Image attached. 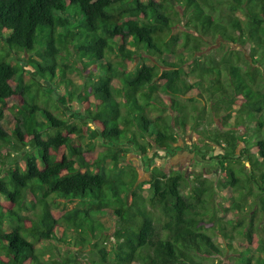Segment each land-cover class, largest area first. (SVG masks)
Segmentation results:
<instances>
[{
	"label": "trees",
	"instance_id": "trees-1",
	"mask_svg": "<svg viewBox=\"0 0 264 264\" xmlns=\"http://www.w3.org/2000/svg\"><path fill=\"white\" fill-rule=\"evenodd\" d=\"M177 1L180 35L163 10L167 0H0L6 47L0 51V156L2 146L20 153L18 161L0 163V200L7 204L0 202V264H79L74 251L59 258L47 250L56 243L94 246L106 230V217L113 219L114 243L87 264H204L205 257L221 253L215 235L235 251L231 243L237 236L221 228L207 176L193 177L187 189L181 172L153 167L139 180L121 161L130 150L141 157L150 149L172 155L178 132L205 122L207 105L210 119L233 112L245 129L235 137L220 128L197 130L202 140L227 147L216 157L208 144L193 152L217 162L224 173L215 180L218 190H237L239 202L248 199L264 220V0ZM67 5L78 6L83 15L78 26L64 16ZM206 36L248 46L253 64L234 49L218 48V57L188 54ZM142 50L172 55V61L158 60L162 70L145 62L129 67ZM32 54L37 59L27 61L25 55ZM66 61L83 80L57 93L56 105L77 106L61 119L37 105L32 86L35 92L46 87L41 82L46 72L63 78L72 71ZM194 90L201 100H186ZM15 97L19 104L8 105ZM252 116L255 125L249 123ZM236 139L242 144L238 154ZM94 142L102 149L84 163ZM62 202L71 207L56 218L53 211ZM228 214L227 223L237 221L235 213ZM247 234L232 264H264V230L254 244L255 230ZM248 250L252 256L238 263Z\"/></svg>",
	"mask_w": 264,
	"mask_h": 264
},
{
	"label": "rangeland",
	"instance_id": "rangeland-1",
	"mask_svg": "<svg viewBox=\"0 0 264 264\" xmlns=\"http://www.w3.org/2000/svg\"><path fill=\"white\" fill-rule=\"evenodd\" d=\"M146 1V0H141ZM158 2H161V0H156ZM177 1V0H176ZM175 0H167V2H163V10L165 14L173 20L175 23V30L173 31L175 35H180L181 31L180 28H182V23L180 24V21L178 20V17L181 15V7L180 3ZM64 16H71L70 26L75 27L78 26L79 21H83L84 17L81 14L78 6L76 5H67V10L65 11ZM241 17L242 15L239 14ZM3 32V31H2ZM5 35V33H2ZM194 49H189L188 54H192L194 57H204V56H212V57H218L219 53L216 49L220 48V51H227L229 49L239 50L243 53L244 58L251 64V59L248 53V46L243 47L238 44H233L229 41H225L222 39H214L213 37L206 36L202 38V41L195 44L193 47ZM6 50L5 44L3 40L0 38V51ZM40 50V49H39ZM174 52H178V50H175ZM72 54L75 56V52H72ZM20 58H22V55H19ZM26 60L28 61L30 58L32 60H36L37 58L32 54L29 56V58L25 55ZM28 58V59H27ZM109 60L113 61L115 60V57L110 55L108 57ZM158 60H167L172 61V55H163V53H158V51H149L144 52L143 50L141 52H135V55L133 57V61L128 63L129 67H133L136 65H140L141 62L150 63V64H156L159 68V70H162L165 68V66L160 62L158 63ZM72 61V60H71ZM71 61H66L67 65L72 66V71L67 70L64 73V77L55 78L52 74L49 72H46L45 80L43 84H48L46 87L38 88V90L35 92L34 89H37L36 86L33 87L32 93L36 94V103L38 106L42 108H46L53 114H55L58 118H64L63 113L64 111L70 112V110H77V106L73 102V107H62V104H57V93L60 92V94H66L64 91H68L69 88L79 85L81 83V77L78 74V72L75 70L77 66H74L71 64ZM8 62V61H7ZM253 64V63H252ZM78 67L80 65L78 64ZM26 70L31 71V67L29 65H26ZM261 68H264V65L261 66ZM57 75H60L59 72L56 73ZM39 78V77H38ZM40 79V78H39ZM26 82H29V78H25ZM62 82L63 85H62ZM192 82V81H191ZM157 85L160 84V81L156 80L155 82ZM188 97H186V100H189L191 98H199L201 100V97H199V92L197 90H194L192 93H190ZM198 96V97H197ZM20 97H15L11 100L7 101L8 105H16L20 102ZM198 100V99H197ZM196 101L195 106H201V101ZM188 103V102H187ZM190 106V103L187 104ZM206 113L204 116L205 122H200L199 126H192L194 128H187L185 132H178L177 135V143L174 145L176 150L175 152H172V155L170 153L164 151V150H156V149H150L148 152V155L145 157H141L138 155V153L133 150H130L121 160L123 163L128 164L129 166L133 167L136 170V175L138 176L139 180H143L148 178L149 176V170L153 167H158L161 170L165 172L178 171L181 172L187 179H188V187L190 188V180H192L193 177L203 175L207 176L209 180H212L211 187H212V194L213 198L215 197V203H216V210L215 216L216 218H221L220 225L221 228H226L227 231H230L233 233L234 236H237V239L231 243L232 249L234 248L235 251L228 250V246L226 245V241H220V238H218L217 235L213 237V240L217 245L220 247L221 253L220 254H213L211 256L205 257L203 259L204 264H224L229 260L230 264H232V260L236 257H238V252L240 251L239 245L241 242L248 243V239H246L247 233L249 232L250 228H253L256 232L252 235V243H256L257 239L262 235L264 230V220L261 219V214L259 211H257V207L252 210V208H249V200L247 199L245 202L242 203L239 202L240 195L237 192V190H231V189H223L218 190V187L216 185L215 180L222 177L224 175L220 174L219 166H217V162L213 161H207L202 159L200 156L196 155L193 152V148L195 146H199L200 148H203L204 145H207L212 149V155L218 156L220 154H225L226 152V145L222 144L220 146L214 145L212 143H209L208 141L202 140L201 135L197 133V130L201 131V129H213V128H220V130L223 132H230L233 131L234 137L239 134L241 135L244 132V129L242 126H239V122H237L236 113L231 112L230 115L220 113V117L212 116L210 119L208 117L207 111H209V105L204 106ZM40 118L41 116L37 114ZM255 116H252L249 123L256 124V118ZM243 118V117H242ZM198 122V121H197ZM248 122V120H247ZM199 124V123H198ZM191 125V124H190ZM252 135H255L256 138L259 136V134L251 133ZM252 136V137H255ZM13 138L11 137V141ZM234 140V139H233ZM95 144V151L93 150V153L91 154H85L84 157V163H87L89 161L90 156H95L97 152H99L102 147L94 142ZM236 146H234L233 151H235L236 154L239 153V151L242 148L241 142L237 143L236 139ZM135 150V148H133ZM166 150V149H165ZM2 156H0V163H5L8 165L10 162H13L20 157V153L15 154L14 151H11V147L2 146L1 147ZM209 155V154H208ZM207 155V156H208ZM143 158V159H142ZM18 161V160H17ZM148 187V185L143 186V190H145ZM21 198L25 202H29V195L26 193L25 190L21 193ZM251 199V198H250ZM252 201V200H251ZM0 202L3 204V206H7L6 203ZM238 202V206L235 207V210L233 208L234 203ZM251 203V202H250ZM221 205V207H220ZM70 203L62 202L61 205L57 210L53 211V214L56 218H59L61 214L70 208ZM223 209H228V212L224 211ZM221 210V213H220ZM228 213H235L236 220L235 222L238 223V221L243 223V228L241 226H237L235 222L227 223L228 220ZM250 222L252 226L250 227ZM103 224L105 225V229L103 232V236L96 241V244L90 247H86L82 249L80 246L74 247L71 245H65V244H55V249L48 248L46 255L54 254L55 256L61 258L66 257L69 255V252L74 251L76 252L77 256H79V259L81 260L79 264H87L89 260H97L98 259V251L102 248H105L107 250L110 249L111 245L114 243L112 236L113 231V219L111 217H106L103 219ZM233 226V228H232ZM239 228L242 229V233L239 235L238 231ZM217 237V238H216ZM228 239V238H225ZM46 248H44L45 250ZM81 250V252L79 251ZM246 253L248 254L246 256ZM45 256V255H44ZM252 253L250 250L243 251L239 258L237 259L238 263H242L244 261V258L251 257ZM228 263V262H227Z\"/></svg>",
	"mask_w": 264,
	"mask_h": 264
}]
</instances>
